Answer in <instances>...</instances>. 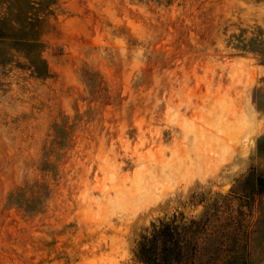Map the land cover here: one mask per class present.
Listing matches in <instances>:
<instances>
[{
	"label": "rangeland",
	"instance_id": "374dc122",
	"mask_svg": "<svg viewBox=\"0 0 264 264\" xmlns=\"http://www.w3.org/2000/svg\"><path fill=\"white\" fill-rule=\"evenodd\" d=\"M256 26L264 0H55L48 75L0 70V264H143L151 222L204 217L192 194L264 264V56L227 45ZM35 182L39 213L7 206Z\"/></svg>",
	"mask_w": 264,
	"mask_h": 264
},
{
	"label": "trees",
	"instance_id": "16d2710c",
	"mask_svg": "<svg viewBox=\"0 0 264 264\" xmlns=\"http://www.w3.org/2000/svg\"><path fill=\"white\" fill-rule=\"evenodd\" d=\"M169 0H166L168 2ZM55 0H0V70L16 62L20 56L31 73L37 77H46L48 67L42 57L44 43L41 39L46 18L51 14ZM246 30L232 34L227 45L244 53L253 52L264 56V29L256 26L254 37L246 39ZM254 185L264 182V178L255 177ZM31 193V196L28 194ZM49 194V188L37 183L18 187L7 196V206L33 216L39 213ZM259 193L253 188L246 199L254 200ZM198 195L192 194L184 204L205 207L204 217L187 218L182 212L173 213L170 218L153 221L140 235L135 249V258L143 264H210L208 259L217 255L219 264H248L252 248L245 247L241 254L236 250L226 252L227 228L218 225L212 227L211 216L207 215L212 204L208 199L198 202ZM207 208V209H206ZM213 208V207H212ZM254 238L248 237L251 243ZM214 243V244H213ZM214 247V248H213ZM243 246H241L242 248ZM232 261V263H230Z\"/></svg>",
	"mask_w": 264,
	"mask_h": 264
}]
</instances>
